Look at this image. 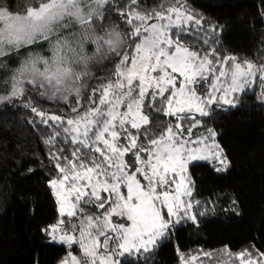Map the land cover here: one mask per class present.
I'll return each mask as SVG.
<instances>
[{"label": "snow or ice", "instance_id": "snow-or-ice-1", "mask_svg": "<svg viewBox=\"0 0 264 264\" xmlns=\"http://www.w3.org/2000/svg\"><path fill=\"white\" fill-rule=\"evenodd\" d=\"M140 3L40 0L22 14L0 7V58L30 49L3 81L7 91L0 104L16 107L19 101L51 129L43 143L55 173L48 186L59 218L43 231L82 253L69 251L61 264H124L125 256L148 264L175 225L183 219L196 223L200 201L193 198L189 164L215 161L218 172L229 167L216 131H196L203 126L197 115H210L213 104L235 107L253 88L264 102V64L222 55L215 46H192L201 31L208 45L207 32L217 30H205L186 0L148 11ZM113 5L127 29L106 26ZM193 35L195 40L184 39ZM45 42L48 55L31 49ZM89 45L95 48L91 55ZM105 57L118 58L113 70L88 84L89 61ZM30 93L70 107L66 115L50 114ZM176 251L180 264H203L201 257L212 255ZM235 258L264 264V253L253 257L245 250Z\"/></svg>", "mask_w": 264, "mask_h": 264}, {"label": "trees", "instance_id": "trees-1", "mask_svg": "<svg viewBox=\"0 0 264 264\" xmlns=\"http://www.w3.org/2000/svg\"><path fill=\"white\" fill-rule=\"evenodd\" d=\"M129 2L118 0L120 5ZM172 2L141 0L139 7L141 11L159 10V5ZM39 3L40 0H0V7L22 14ZM186 3L203 18L205 30H217L207 32L208 45H203L206 33L201 31L198 34L201 39L193 47L207 51L215 46L222 55L233 54L240 60L264 64L261 55L264 0H186ZM116 6L108 14L106 26L127 29ZM184 39L192 41L196 35ZM87 51L91 55L94 46L89 45ZM114 59L118 58L89 61L90 76L85 78L88 84L96 83V77L112 71ZM14 69L0 67L3 81L10 78ZM3 81L0 80V95L7 91ZM89 91L85 88L82 95H88ZM30 95L36 96L37 107L50 114L66 115L65 110L70 107L36 93ZM258 96L259 88H253L239 96L235 107L213 104L210 115L197 116L203 126L196 131L206 128L216 131V142L223 149L229 167L218 172L215 169L220 165L215 161H197L188 166L195 189L193 198L200 201L194 208L196 223L181 220L167 238L159 241L148 264H180L177 247L186 256L211 253V257H201L205 264H239L235 254L245 250L253 257L264 253V102ZM14 103L16 107L0 104V264H60L68 249L43 231L59 218L56 198L48 186L55 173L51 172L48 146L43 143L51 129L40 124L39 117L19 101ZM169 119L173 118L160 117L161 121ZM225 250L233 255H226ZM123 260L124 264H144L143 258L137 261L135 257L125 256Z\"/></svg>", "mask_w": 264, "mask_h": 264}, {"label": "rangeland", "instance_id": "rangeland-1", "mask_svg": "<svg viewBox=\"0 0 264 264\" xmlns=\"http://www.w3.org/2000/svg\"><path fill=\"white\" fill-rule=\"evenodd\" d=\"M38 7V6H37ZM92 46H94V45H92ZM32 50H43V54L44 55H48L49 53H48V51H47V46H46V42L45 43H41V44H39V45H35L34 47H32L31 48ZM30 49L29 48H22L21 50H20V52L19 53H14V54H11V55H9V56H5V57H3V58H0L1 60H0V63H1V61H3V64H4V66H6V68H16L18 65H19V62H20V59L25 55V54H27V52L29 51ZM45 51H47L46 53H45ZM14 60V62L12 63V61ZM0 80L1 81H3V75L1 74V72H0ZM225 106H228V105H225ZM198 116V115H197ZM194 162H197V161H192L190 164H192V163H194ZM189 164V165H190ZM52 190V189H51ZM66 219V218H65ZM115 219V218H114ZM178 225V224H177ZM177 225H175V226H177ZM174 226V227H175ZM173 227V228H174ZM57 244H60V245H63V246H65L67 249H68V252L69 251H72V253L74 254V255H77L78 257H82V253H81V250L79 249V246L78 245H73L72 246V248L71 249H69L66 245H64V244H61V243H58V242H56ZM68 252H67V254H68ZM67 254L65 255V257L67 256ZM65 257H64V259H65ZM63 259V260H64ZM62 260V261H63ZM61 261V262H62ZM61 264V263H60ZM203 264H205L204 262H203Z\"/></svg>", "mask_w": 264, "mask_h": 264}]
</instances>
